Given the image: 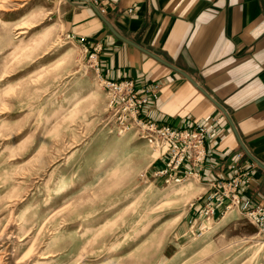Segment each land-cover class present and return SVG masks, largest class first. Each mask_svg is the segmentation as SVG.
<instances>
[{
	"label": "rangeland",
	"instance_id": "obj_1",
	"mask_svg": "<svg viewBox=\"0 0 264 264\" xmlns=\"http://www.w3.org/2000/svg\"><path fill=\"white\" fill-rule=\"evenodd\" d=\"M90 55L51 0H0V264H264L235 206L177 237L197 178L153 176L158 151L118 127Z\"/></svg>",
	"mask_w": 264,
	"mask_h": 264
},
{
	"label": "crops",
	"instance_id": "obj_2",
	"mask_svg": "<svg viewBox=\"0 0 264 264\" xmlns=\"http://www.w3.org/2000/svg\"><path fill=\"white\" fill-rule=\"evenodd\" d=\"M51 1L63 33L85 51L96 50L103 80L132 81L138 92L159 86L157 100L142 110L145 119L179 129L220 120L217 135L206 143L201 171L186 177L197 178L201 193L176 235L194 234L209 223L202 207L214 186L231 178V165L254 163L245 154L238 158L242 149L227 120L182 75L116 38L92 6ZM116 5L119 11L108 16L113 30L191 77L225 109L247 151L264 165V0H116ZM162 167L163 160L150 165L153 173ZM239 199L252 205L264 201V171H253ZM230 205L227 199L213 203L214 216Z\"/></svg>",
	"mask_w": 264,
	"mask_h": 264
},
{
	"label": "built area",
	"instance_id": "obj_3",
	"mask_svg": "<svg viewBox=\"0 0 264 264\" xmlns=\"http://www.w3.org/2000/svg\"><path fill=\"white\" fill-rule=\"evenodd\" d=\"M93 6L108 22L111 10L119 11L116 0H76ZM130 13L131 10H128ZM68 37V36H67ZM94 59L93 66L108 97V108L118 127L125 132H133L138 139L158 151L163 167L153 173L155 178H161L165 183L179 184L187 175L197 176L206 158V143L218 133L220 120L212 118L204 124L193 128L179 129L169 125H161L145 119L143 108L158 98V85L144 87L140 92L135 89L132 81H106L98 72L96 50L90 55ZM244 153L239 152L238 158ZM255 164L245 165L234 163L230 170L233 175L226 182L217 183L215 192L204 206L202 215L207 219L214 216L213 203L227 199L255 227L264 246V201L256 204L242 202L239 199V189L249 184Z\"/></svg>",
	"mask_w": 264,
	"mask_h": 264
},
{
	"label": "water",
	"instance_id": "obj_4",
	"mask_svg": "<svg viewBox=\"0 0 264 264\" xmlns=\"http://www.w3.org/2000/svg\"><path fill=\"white\" fill-rule=\"evenodd\" d=\"M93 10L95 12V14L99 17V19H101V21L107 26V28L109 29V31L118 39H120L121 41L135 47L136 49L140 50L141 52L145 53L146 55L150 56L151 58L155 59L156 61H158L159 63L165 65L166 67H169L171 70L179 73L180 75H182L185 79H187L194 87H196L220 112L221 114L224 116V118L227 120V122L229 123L234 135L237 138V141L240 145V148L242 149V152L256 165V167L262 171H264V165H262L260 162H258L245 148V146L243 145V143L241 142V140L239 139L235 127L229 117V115L227 114V112L225 111V109L219 104L217 103L214 99H212L200 86H198L191 77H189L187 74H185L183 71L177 69L176 67L170 65L169 63H166L164 61H162L161 59H159L158 57H156L154 54L150 53L149 51L139 47L138 45H136L135 43L119 36L111 27L110 23L103 17L101 16L98 11L96 10L95 7H93Z\"/></svg>",
	"mask_w": 264,
	"mask_h": 264
},
{
	"label": "bare ground",
	"instance_id": "obj_5",
	"mask_svg": "<svg viewBox=\"0 0 264 264\" xmlns=\"http://www.w3.org/2000/svg\"><path fill=\"white\" fill-rule=\"evenodd\" d=\"M28 9V8H27ZM34 9V8H33ZM28 11V10H27ZM26 11V12H27ZM23 12V11H22ZM25 13V12H24ZM28 13V12H27ZM25 15V14H24ZM18 17V16H17ZM12 19H15V18H12ZM45 30H47L48 31V29H49V27H46V28H44ZM64 49V48H63ZM226 223H227V221H223V222H221V223H218V224H216L213 228H212V231H211V234L212 235H215V234H217V233H219L220 231H223L224 229H225V227H226Z\"/></svg>",
	"mask_w": 264,
	"mask_h": 264
}]
</instances>
